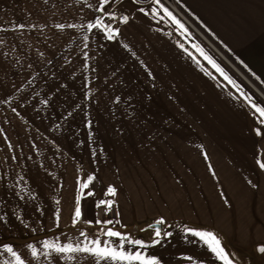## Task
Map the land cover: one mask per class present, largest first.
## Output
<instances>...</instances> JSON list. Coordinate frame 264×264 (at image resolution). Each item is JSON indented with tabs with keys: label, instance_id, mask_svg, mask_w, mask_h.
<instances>
[{
	"label": "rangeland",
	"instance_id": "1",
	"mask_svg": "<svg viewBox=\"0 0 264 264\" xmlns=\"http://www.w3.org/2000/svg\"><path fill=\"white\" fill-rule=\"evenodd\" d=\"M163 1L193 24L176 0ZM50 3L0 0V68L9 69V75L13 72L16 77L2 76L12 96L0 102V264L10 259L4 245L13 243L15 252L24 245L16 240L17 235L22 237L17 234L22 220L15 216L16 206L22 203L33 208L35 195L33 190H24L32 188V182L48 191L53 184L48 178L50 167L42 164L55 158L51 147L38 139L28 140L25 147L18 140L17 148L13 139L22 135L19 125L24 121L62 123L65 117L61 115L47 120L38 116L40 108L60 92L71 94L75 111L84 115L74 117V122L88 128L74 133L76 144L73 140V152L82 159L80 174H86L81 183H88L87 188H79L87 199L80 201V207L94 202L96 221H112L107 225L78 221L72 225L74 229L86 228L94 233L83 232L82 236L76 229L80 235L74 241L79 238L85 242L88 235L101 239L107 227L114 225L121 228L123 236L154 246L159 244L153 243L155 233L142 229L163 218L162 233H172L168 245L177 237L186 239L185 264H194V258L207 259L191 245L195 240L189 229L215 234L237 264H264L251 258L257 252L256 243L250 256L238 255L230 247L239 245L224 243L216 232L223 230L229 235L247 230L264 234V220L255 219L245 227L238 217L246 218L253 210L247 219L258 218L264 211V169L260 167L264 163V117L252 107L255 103L264 108V98L218 55L212 60L223 72L211 64L210 73L201 70L200 77L187 66L168 69L159 62L146 66L150 64L146 61L148 50L138 49L156 46L154 34L144 22L133 23L128 32V20H113L110 27L126 29L108 40L102 31L87 27L97 19L104 21L106 15L82 18L94 14L91 5L86 12L76 4L64 7ZM120 3L113 6L117 17L125 16L118 9ZM22 13L23 18L19 17ZM24 23L30 29L24 28ZM33 33L32 38L27 35ZM166 49L164 46L162 54L169 60L172 52ZM246 78L252 83L249 76ZM22 79L32 84L23 86L18 83ZM0 81V92H8ZM23 90L41 93L44 99L39 104L31 97L20 102L16 92ZM24 133L40 136L38 132ZM73 171L71 168L67 173V184L72 182ZM26 173H33L35 179H23ZM89 176L93 177L91 182L87 181ZM109 186L115 188V196L106 194ZM101 200L112 202V215L100 213L99 208L106 206L97 207ZM172 245L168 246L170 252ZM80 263L96 264V260Z\"/></svg>",
	"mask_w": 264,
	"mask_h": 264
},
{
	"label": "crops",
	"instance_id": "2",
	"mask_svg": "<svg viewBox=\"0 0 264 264\" xmlns=\"http://www.w3.org/2000/svg\"><path fill=\"white\" fill-rule=\"evenodd\" d=\"M19 1V0H18ZM178 6L181 8L182 12L189 17L193 24L176 8L177 12L173 10L167 2L160 0V3L166 7L183 25L184 30L178 29L171 23L167 17H163L161 12L159 15L153 17L150 14L151 7H155L152 0H142V2L133 3V0L121 1L118 9L121 10L123 14L128 16V32L133 28L136 22H144L148 28L149 32H152V38L155 40L153 44L155 48L138 49V51L148 50L146 54L147 62L146 66H155L153 62H159L162 68H172L173 66L190 67L195 69L193 73L200 77L201 70L206 73H210L211 64L204 58L200 49L207 56L213 57L218 55L223 59L232 69L236 72L243 80L246 81L254 90L258 93L260 90L264 93V0H176ZM24 3L37 4L41 0H23ZM48 2V0H47ZM50 4H57L60 6L67 7V5H79L82 6L86 12L90 10L89 5L92 6L91 11H94L93 15H84L82 18H96L98 8V0H50ZM106 8L108 5L105 6ZM143 7L149 15H145L139 9ZM114 12H116V8ZM18 9V6H17ZM81 11L83 10L80 8ZM19 12L17 11V15ZM99 15V14H98ZM97 15V16H98ZM179 16V17H178ZM23 18V13L19 15ZM104 22L107 25H111L108 17L104 18ZM134 23V24H133ZM24 28L30 29L27 24L24 23ZM27 25V27H26ZM126 27L119 29L120 31H125ZM119 33V31H118ZM32 38L33 34H27ZM132 35V34H131ZM126 36V35H125ZM208 38L210 40H208ZM158 39V40H156ZM21 43V42H20ZM167 46V51L172 52L171 59H167L163 54L162 50L164 46ZM32 48H36L33 43ZM170 49V50H169ZM154 51L152 56L149 52ZM161 55V56H160ZM3 56V55H2ZM4 57V56H3ZM155 58V59H154ZM1 59V56H0ZM214 61V60H213ZM212 68V67H211ZM173 69V68H172ZM9 75V69L4 70L0 68V78L5 83L3 87L8 92H0V102L3 99H8L12 96L9 93V86L7 82L4 81L2 76ZM179 78V74H176ZM12 78H16L13 72L9 75ZM213 76V75H212ZM250 77L252 83L257 84V88L250 83V80L246 78ZM1 82V81H0ZM18 83L23 86L25 84L31 85V80L22 79ZM1 87V85H0ZM13 90V88L10 86ZM28 91H18L19 93L18 101L24 102L26 97H31L34 100L40 101L44 99L41 93ZM259 91V92H260ZM260 92V93H261ZM259 95V93H258ZM46 106L40 108L41 111L38 112V116L41 119L47 120L48 117L61 115L65 119L62 123H48L47 122H28L19 125V130L22 132L21 136H15L13 140L17 142L19 148L18 140L23 142L22 147H25L28 140L39 141L49 145L51 147V154L55 158H49L48 161H44L42 164H48L51 173L49 174V179L53 181L52 188L50 190H40L37 184L32 182V188L27 186L24 190L26 193L33 190V208L26 207L25 204L19 203L16 206V212L18 219L20 221V226L17 234L22 235V237L17 235L19 243H22L21 247H18L17 252H22L25 254H18L25 261V264H81L80 261L87 260L93 262L96 260L95 257L89 256L85 253L72 254L73 258L69 259L67 255L57 254L55 252L49 251V255L45 257L43 253L45 250L43 248V243L45 241L53 243H73L75 244L78 240L74 241V237L80 235L76 229L89 233H94L88 231L84 228H76L72 226V217L74 214V209L76 205L77 197L79 200L84 199L81 195V180L85 179L86 174H80L79 167L82 165L81 157L73 152V140L75 144L77 142V136L74 134L76 132L84 131L86 132L88 128L84 127L81 123H75L74 117L84 116L75 108V104L72 103V97L70 93L60 92L55 93L54 97L51 98L50 102L45 103ZM1 114V113H0ZM38 132L40 136L29 135L24 132ZM41 157V155H40ZM33 162H36L34 160ZM73 168L72 172V182L67 184L66 180L68 171ZM86 170V169H85ZM44 174V173H42ZM33 173H26L23 179L27 181H33L35 178ZM19 188L16 190L19 192ZM21 194V192H20ZM91 206L86 205L81 209L82 217L79 221H91L92 224L96 223L95 215L93 211L94 202L90 203ZM24 212L22 215L21 213ZM249 215L245 217H238L242 219L243 225L250 224L253 220H264V211H260L257 215L258 218H249L253 213L250 211ZM20 213V214H19ZM58 216V222H57ZM16 219V221L18 220ZM115 231L121 229L115 228V226L107 227ZM222 238L224 243L230 241L233 244H238L239 248L234 246L230 247V250L238 255L247 254L250 256V252L254 251L256 243L257 246L264 245V234L255 232H250L245 230V233L238 234H227L223 230L216 229ZM100 231V230H99ZM222 233V234H221ZM98 234V233H96ZM224 235V237H223ZM255 235V236H254ZM98 235L87 236V239H96ZM229 238H233L232 241ZM82 239V238H81ZM109 239L106 236H102L100 240ZM162 241L154 246H146L143 250L145 254L149 256H154L158 258L159 264H185L186 254H185V238L177 237L176 240L170 241L168 245V237L160 238ZM194 242L191 244L194 249L198 251L201 258L207 257L206 260L196 261L193 259L194 264H216V260L223 264L222 261L216 259L215 255L210 252L204 242L200 241L197 237H194ZM199 243V247L197 246ZM111 243L117 244L115 239H111ZM171 247L170 252V246ZM230 244V243H228ZM13 248V243L7 244ZM28 245H32L37 249L40 255L38 258L34 259L31 256V250ZM231 245V244H230ZM254 247H253V246ZM225 250L226 246H222ZM253 248V249H252ZM226 252V251H225ZM254 253V252H253ZM10 259L7 260L5 264H15L14 258L7 255ZM211 257L213 260H211ZM215 258V261H214ZM230 258V257H229ZM252 260H260V263L264 262V254L258 251L254 256L251 257ZM231 259V258H230ZM233 264H237L233 262Z\"/></svg>",
	"mask_w": 264,
	"mask_h": 264
},
{
	"label": "snow or ice",
	"instance_id": "3",
	"mask_svg": "<svg viewBox=\"0 0 264 264\" xmlns=\"http://www.w3.org/2000/svg\"><path fill=\"white\" fill-rule=\"evenodd\" d=\"M121 0H98V8L97 11L103 13L106 15L109 19V21L117 20L118 17L114 11L111 10V8L117 4L120 3ZM142 2V0H133V3ZM152 3L156 5L155 7H151L150 14L155 17L159 15L161 12L163 13V17H167L173 25H175L176 28L184 30V25L176 19V17L161 3L160 0H152ZM108 5L109 7L106 8L105 6ZM139 11L143 12L145 15H149V12H146L143 7L139 9ZM128 20V16H122L119 18L120 23H125ZM89 30L97 29L103 32L104 36L108 40L114 39L118 35V29L112 28L109 25L105 24L102 19H97L96 22L89 23L87 25ZM87 39V37H85ZM201 53L204 55V58L208 60L210 64L213 65L217 69V71L223 72L222 69L219 68V66L211 59V57L207 56V54L203 53V50L200 49ZM250 99V98H249ZM252 107L255 109L257 113L261 117H264V108L259 107L255 103L252 104ZM15 111V109H13ZM259 134V132L257 133ZM259 163V161H258ZM261 169H264V163H260ZM93 179L92 176H89L87 178L88 182H91ZM81 187L87 188L88 183H82ZM91 194V193H89ZM112 196H115L116 190L114 187L109 186L107 189V193ZM101 204H106L108 208H111V201H104L101 200L98 202L97 207H99ZM81 207H80V200L79 197H77L76 205L74 209V214L72 217V223L75 225L81 218ZM58 216H57V222H58ZM85 223L91 224V221H87ZM97 224L103 223L105 225L111 224L112 221L106 220V221H96ZM156 223L163 224L165 223L163 218L158 220ZM190 232V234L194 237H197L200 241L204 242V244L207 246L208 250L212 252L216 259L223 262V264H233V260L229 258V254L225 252L224 248L221 246L220 240L218 237L213 234L212 232H202V231H192L187 230ZM82 236L85 234L82 232ZM103 235L108 237L109 239L106 240H100L99 238L96 239H87L85 237V242H79L77 241L75 244L69 242V243H53L49 241H45L43 243V248L45 251L43 255L47 257L49 255V251L55 252L57 254L67 255L69 259H72V254H79V253H85L90 256H93L96 258V264H101V262H104V264H159L158 258L154 256H149L144 253V249L146 245L143 244L142 241L138 239H129L128 237L123 236L120 232L115 231L111 228H108L106 231L103 232ZM172 233L170 232H161L160 229L155 230V239L153 241L154 244L159 243L162 236L164 238L171 236ZM111 239H115L118 243L116 245H113L111 243ZM127 245V247H126ZM29 249L31 250V256L36 259L40 255L38 253L37 249L34 248L32 245H28ZM132 249V250H129ZM138 249V250H137ZM4 251L8 253L11 257L14 258L15 264H25V261L21 258L20 255L17 254L13 250L12 247L8 245H4ZM257 251L261 254H264V245L258 246Z\"/></svg>",
	"mask_w": 264,
	"mask_h": 264
},
{
	"label": "water",
	"instance_id": "4",
	"mask_svg": "<svg viewBox=\"0 0 264 264\" xmlns=\"http://www.w3.org/2000/svg\"><path fill=\"white\" fill-rule=\"evenodd\" d=\"M259 95H261L264 98V95H262V93H260L258 91ZM160 229L161 232L163 230V225L162 224H158V223H150L149 225H147L144 229H142V232H146V231H152L153 233H155L156 229Z\"/></svg>",
	"mask_w": 264,
	"mask_h": 264
},
{
	"label": "built area",
	"instance_id": "5",
	"mask_svg": "<svg viewBox=\"0 0 264 264\" xmlns=\"http://www.w3.org/2000/svg\"><path fill=\"white\" fill-rule=\"evenodd\" d=\"M122 16L123 15L118 16V19L120 17H122ZM99 211H100L101 214L104 213V214L112 215L114 213V211H115V207H114V205H111V208H108V206L106 205V206H103V207L99 208Z\"/></svg>",
	"mask_w": 264,
	"mask_h": 264
},
{
	"label": "trees",
	"instance_id": "6",
	"mask_svg": "<svg viewBox=\"0 0 264 264\" xmlns=\"http://www.w3.org/2000/svg\"><path fill=\"white\" fill-rule=\"evenodd\" d=\"M165 226H163V229H164Z\"/></svg>",
	"mask_w": 264,
	"mask_h": 264
}]
</instances>
